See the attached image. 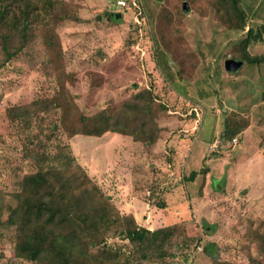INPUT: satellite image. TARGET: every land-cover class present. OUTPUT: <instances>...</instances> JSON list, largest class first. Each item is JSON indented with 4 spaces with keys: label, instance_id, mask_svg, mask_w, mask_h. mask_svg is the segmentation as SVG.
Masks as SVG:
<instances>
[{
    "label": "rangeland",
    "instance_id": "rangeland-1",
    "mask_svg": "<svg viewBox=\"0 0 264 264\" xmlns=\"http://www.w3.org/2000/svg\"><path fill=\"white\" fill-rule=\"evenodd\" d=\"M67 1L79 20L57 25L60 56L51 60L37 37L0 67V218L36 170L7 108L58 96L74 125L150 88L166 106L156 119L163 143L114 132L59 136L118 217L89 251L115 249L119 264H264V62L225 69L247 28L264 25V0H239L244 30L219 0ZM246 50L264 56V34ZM230 112L238 132L222 139ZM242 174L243 185L230 184ZM138 227L154 239L127 235ZM0 264H37L15 255L12 226H0Z\"/></svg>",
    "mask_w": 264,
    "mask_h": 264
},
{
    "label": "trees",
    "instance_id": "trees-1",
    "mask_svg": "<svg viewBox=\"0 0 264 264\" xmlns=\"http://www.w3.org/2000/svg\"><path fill=\"white\" fill-rule=\"evenodd\" d=\"M219 2L227 21H234L233 27L244 30L245 11L239 0ZM75 12L67 0H0V67L27 49L37 37L49 51L51 60L60 56L56 27L63 20L78 21ZM263 34L264 25L255 31L247 28L240 44L242 51L234 56L241 61V66L244 62H264V56L251 55L246 50L251 41L261 39ZM155 100L150 88H142L119 106L80 116L74 125L69 124L67 111L58 96L7 108V117L23 133V153L36 167L35 171L23 175L19 190L13 194L15 207L5 220L0 218V226L14 227L16 256L35 260L37 264H119V252L115 249H98L95 255L89 251L95 240L102 241L112 230L118 217L109 207L105 194L94 186L87 187L89 179L75 164L67 143L59 136L61 132L66 138L75 134L101 136L114 132L151 145L161 137L156 119L166 110V106ZM229 114L224 119L222 139L232 138L238 132L234 124L229 125L235 113ZM50 147L54 151H49ZM61 165L72 170H65ZM131 232L127 231V235L142 233L154 239L155 231L138 227ZM206 249L211 257L213 248Z\"/></svg>",
    "mask_w": 264,
    "mask_h": 264
},
{
    "label": "crops",
    "instance_id": "crops-1",
    "mask_svg": "<svg viewBox=\"0 0 264 264\" xmlns=\"http://www.w3.org/2000/svg\"><path fill=\"white\" fill-rule=\"evenodd\" d=\"M158 142H162V143H163V140H162V139H159ZM158 142H157V143H158ZM162 143H160V144H162ZM201 151H202V150H201ZM178 156L182 157L181 154H180V155H177L176 157H178ZM205 156H206V154L202 156L203 159H204ZM180 157H179V158H180ZM210 158H211V157H210ZM208 159H209V158H208ZM205 160H206V159H205ZM205 160H204V161H205ZM209 171H210V170H209ZM209 171L206 173V174H207V175H206V176H207V180H206V184L204 185V188H203L204 191H205V188H206V186H207L208 177L211 175V172H209ZM244 174H245V173H244ZM244 174H242V175L239 177L241 180H239V178H236V179H238V180H236V182L232 181L230 184H235V183H236V184H238V185H243V182H246V180H247L246 178L244 179V177H245ZM192 175L194 176L195 174H191L190 176H192ZM246 176L248 177L247 173H246ZM230 177H231V179H233V178H232V177H233L232 175H230ZM218 184H219V186H220V185L223 186V183H221L219 180H216V182H215V184H214L215 187L213 186V188H214L215 190L219 189ZM230 184H229V185H230ZM225 187H226V186H225ZM179 200H180V199H179Z\"/></svg>",
    "mask_w": 264,
    "mask_h": 264
},
{
    "label": "water",
    "instance_id": "water-1",
    "mask_svg": "<svg viewBox=\"0 0 264 264\" xmlns=\"http://www.w3.org/2000/svg\"><path fill=\"white\" fill-rule=\"evenodd\" d=\"M188 6L187 4H184V9H187ZM119 15L115 14V17L117 18ZM241 66V61L236 60V59H232L229 58L226 62H225V69L227 71H235L237 70L239 67Z\"/></svg>",
    "mask_w": 264,
    "mask_h": 264
},
{
    "label": "built area",
    "instance_id": "built-area-1",
    "mask_svg": "<svg viewBox=\"0 0 264 264\" xmlns=\"http://www.w3.org/2000/svg\"><path fill=\"white\" fill-rule=\"evenodd\" d=\"M117 3L120 4V5H124L125 4V2L121 1V0H118ZM132 4L135 5L136 4V0H132ZM233 141H235V139H233ZM216 144H217V141L214 140L213 143L210 145V148L214 149L216 147ZM198 249L200 250V247H198Z\"/></svg>",
    "mask_w": 264,
    "mask_h": 264
}]
</instances>
